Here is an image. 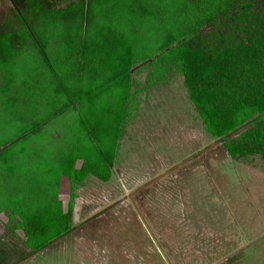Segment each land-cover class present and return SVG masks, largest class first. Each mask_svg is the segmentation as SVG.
I'll return each instance as SVG.
<instances>
[{
	"label": "rangeland",
	"instance_id": "374dc122",
	"mask_svg": "<svg viewBox=\"0 0 264 264\" xmlns=\"http://www.w3.org/2000/svg\"><path fill=\"white\" fill-rule=\"evenodd\" d=\"M71 3L80 0H61L60 5ZM14 16L10 1L0 0V27ZM94 19L91 26L97 24ZM141 30L140 34L146 32L145 27ZM89 31L90 36L99 35V43L106 34L122 32L109 34L105 27ZM124 42L120 47L132 46L131 37ZM114 50L108 45L101 53V72L112 65ZM34 54L23 50L0 67V142L43 123L39 140L38 135L32 142L16 143L3 157L12 160L13 172L27 169L36 176L42 173L40 164L64 167L70 144L79 135L72 129H83L78 119L84 109L80 112L75 105L64 110V97L55 102V92L70 84L65 80L57 84L45 78L32 96L19 93L23 81L38 75L41 62ZM151 67L148 58L131 65L119 147L115 152L112 145L105 147L114 158L110 179L104 182L90 175L75 187L72 231L26 256L23 232L9 230V212L0 211V264H264V159L260 154L233 159L226 147L251 125L221 139L210 135L189 100L183 76L169 67L149 87ZM98 87L95 81L89 90ZM53 113H59V121L47 120ZM82 139L95 148L91 137ZM36 152L48 153V160L34 161ZM99 160L92 155V162ZM7 168L0 159V192L15 184L14 179L5 180ZM69 192V179L61 176L57 199L64 212ZM5 200L0 197V203Z\"/></svg>",
	"mask_w": 264,
	"mask_h": 264
},
{
	"label": "trees",
	"instance_id": "16d2710c",
	"mask_svg": "<svg viewBox=\"0 0 264 264\" xmlns=\"http://www.w3.org/2000/svg\"><path fill=\"white\" fill-rule=\"evenodd\" d=\"M10 3L15 16L0 27V67L17 53L31 49L42 67L37 80L23 81L19 93L32 96L45 78L57 84L65 80L70 84L55 92V102L64 97V110L75 105L81 107L80 112L84 109L78 119L84 134L72 129V134L79 135L70 144L64 167L51 169L40 164L42 173L33 176L27 169L13 172L12 160L3 158L14 144L32 142L38 135L39 140L43 123L22 130L16 139L0 142V159L8 167L3 176L6 174V181L15 180L0 192L6 199L0 203V211L9 212V230L23 232V244L29 250L23 255L43 251L72 231L77 185L90 175L104 182L110 179L114 158L105 147L112 145L114 152L119 147L127 120L129 71L135 61L150 59L149 87L174 67L183 76L189 100L210 135L225 138L250 124L239 140L226 147L233 159L255 154L264 159V0H80L65 8L61 0ZM94 18L97 24L91 26ZM206 26L209 30L203 33ZM93 27H105L109 34L122 32H113L111 37L106 34L99 43V35L89 34ZM142 27L144 34H140ZM130 37L132 46L120 47ZM108 45L115 49V57L108 70L101 72V53ZM95 81L98 89L89 90ZM58 114L47 120L59 121ZM83 137H91L95 148L85 146ZM47 155L36 152L31 158L48 160ZM92 155L100 156L98 163L92 162ZM61 176L70 182L66 212L57 199Z\"/></svg>",
	"mask_w": 264,
	"mask_h": 264
},
{
	"label": "flooded vegetation",
	"instance_id": "af4514ba",
	"mask_svg": "<svg viewBox=\"0 0 264 264\" xmlns=\"http://www.w3.org/2000/svg\"><path fill=\"white\" fill-rule=\"evenodd\" d=\"M8 1H10V0H8Z\"/></svg>",
	"mask_w": 264,
	"mask_h": 264
}]
</instances>
